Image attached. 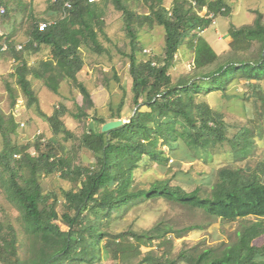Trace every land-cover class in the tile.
Masks as SVG:
<instances>
[{"label": "trees", "instance_id": "16d2710c", "mask_svg": "<svg viewBox=\"0 0 264 264\" xmlns=\"http://www.w3.org/2000/svg\"><path fill=\"white\" fill-rule=\"evenodd\" d=\"M66 1H71V7L65 6ZM113 3L123 14L131 47L122 54L129 59L133 109L141 105L130 115V121L104 132L102 125L108 120L97 114L91 90L79 78L86 65L83 46L100 55H111L101 40L102 34L107 35L103 4L51 1L48 16L39 19L25 0H0V6L6 8L1 19L0 57L7 55L15 61L10 76L27 98L28 107L36 105L54 133L63 134V140H58L47 139L40 132L28 142H18L15 114L7 116L0 107V187L21 213L23 234L21 238L11 219L0 221V264H104L107 260L112 264H264V243L255 242L264 237V160L253 161L260 140L264 141L263 13L257 12L253 24L229 28L228 44L235 53L218 62L220 56L212 45L200 40L214 19L202 16L199 10L205 7L215 18L227 15L232 10L228 0H173L170 6L166 0H145L148 10L144 12L132 8L128 0ZM12 11L27 16V40L20 49L14 31L5 29V23L15 17ZM41 21L48 26L40 29ZM156 25L165 27L163 50L141 58L138 30ZM256 42L260 49L251 56ZM184 44L194 51V70L175 79L171 70ZM43 50H48L47 57L30 60ZM31 76L43 80L56 93L62 81L69 80L80 90L83 103L77 111L59 105L48 115L40 107ZM237 80L247 83L262 108L229 136L226 113L213 108L205 96L226 91ZM14 83L7 82L13 110L21 96L15 92ZM125 105L123 96L116 108L111 107L112 119L122 118ZM68 113L81 120L93 114V119L77 134L63 120ZM69 140L70 146L66 144ZM180 141L191 151L228 142L235 163L221 166L208 182L193 188L172 178L134 186L135 170L144 160L167 165L168 152L178 149ZM85 151L95 160L84 159ZM51 174H60L72 187L45 190L42 177ZM160 198L203 210L207 216L225 222L249 220L233 241L217 245L200 241L177 253L171 235L181 237L203 230L204 224L175 228L159 221L142 230L119 227L126 208Z\"/></svg>", "mask_w": 264, "mask_h": 264}, {"label": "rangeland", "instance_id": "374dc122", "mask_svg": "<svg viewBox=\"0 0 264 264\" xmlns=\"http://www.w3.org/2000/svg\"><path fill=\"white\" fill-rule=\"evenodd\" d=\"M32 5L36 17L39 19L48 16L47 8L52 0H25ZM103 4L105 10L106 32L107 35H101V40L107 46L111 55H100L90 48L83 46V54L86 65L79 73V78L84 81L93 95L97 114L104 116L107 120L112 119L111 107L116 108L123 96L126 97V105L122 110V118L128 120L133 113V101L131 93V80L129 78V59L122 51L129 52L131 47L123 24V14L117 9L113 0H97ZM173 0H166L170 6ZM232 10L227 15H220L216 22L212 23L201 33L200 40L212 45L219 54V61L226 60L233 55L235 51L228 44V30L232 25L243 26L253 24L260 11L264 15V0H228ZM13 3V2H12ZM132 8L144 12L148 10L145 0H128ZM15 15L12 20L5 23L6 30L14 31V38L18 45H23L27 40V16L25 12H11ZM28 10L26 11V14ZM264 18V17H263ZM44 22V21H41ZM165 27L156 25L154 28L144 27L138 30V37L141 42L139 57L148 59L154 54L162 52L165 44ZM260 49L259 43L254 44L251 56H256ZM48 50L30 58L32 62L47 57ZM176 65L171 70L175 79L194 70V51L188 45L184 44L176 58ZM215 66V65H214ZM15 61L9 56L0 57V107L8 116L12 112L15 114L18 123L17 135L15 139L18 142H28L33 139L35 133H44L45 138L63 140V134L56 135L50 122L42 116L36 105L28 107L27 98L22 96L19 86L15 85L10 73L14 70ZM33 86L38 93L40 107L48 114L52 115L59 105H66L71 111H77L78 105L83 103V95L80 90L74 87L69 80H63L56 93L47 86L43 80L31 76ZM14 83L15 92L21 95L23 99L15 109L11 107V99L7 89V82ZM264 89V79L261 81ZM18 99V100H19ZM211 106L215 109H222L226 113V119L230 124L229 136L238 130L241 125L254 119L257 112L261 110V103L256 95L247 86L244 80L235 81L229 85L226 91L216 90L205 96ZM18 103V102H17ZM111 103V104H110ZM93 119V114L84 120L75 118L71 113L66 114L63 120L66 126L81 134L88 128ZM24 122L25 126L20 123ZM264 126V119L262 121ZM70 146L72 141H66ZM3 146V136L0 131V148ZM87 161H94L93 154L89 151L82 153ZM168 164L162 165L156 162L150 163L144 160L135 170L134 186L145 187L157 179L172 178L174 182L183 184L186 187L193 188L195 184L206 183L208 178L218 168L223 165L235 163L232 149L228 142L216 144L208 149H197L191 151L183 141H180L179 148L169 151ZM264 160V141L260 140V146L257 149L253 161L256 163ZM239 165L243 164L238 162ZM44 189L55 188L58 191L72 187L71 181L64 179L60 174H51L42 177ZM21 218L20 211L6 199L5 192L0 187V221L11 219L22 238V232L19 226ZM248 219H238L231 222H225L220 217L212 218L206 215L203 210L192 209L181 205L170 203L164 199L150 200L145 204L126 208L121 225L128 226L136 230L148 229L159 221L180 228L189 224L202 223L205 225L203 230H192L181 237L176 233L171 237L174 239V253L179 252L183 247L192 246L200 241L208 245H217L221 242H230L237 238L238 230ZM256 243H264V237L255 240ZM112 261H105L104 264H112ZM137 264V262H131ZM181 264H186L182 262Z\"/></svg>", "mask_w": 264, "mask_h": 264}, {"label": "built area", "instance_id": "2783aa9c", "mask_svg": "<svg viewBox=\"0 0 264 264\" xmlns=\"http://www.w3.org/2000/svg\"><path fill=\"white\" fill-rule=\"evenodd\" d=\"M52 1H58V0H52ZM90 1H97V0H90ZM192 3L194 4V5H196V2L195 1H192ZM71 1H66L65 2V6L66 7H71ZM223 10H225V8H223ZM5 11H6V8H5V6H3V5H1L0 6V33H3V29H2V26H1V19H2V16H3V14L5 13ZM199 13L202 15V16H205V17H208V18H213L214 20H213V23H215L216 22V19L217 18H215V15H214V13H209V14H207L206 13V8L204 7V8H202L201 10H199ZM48 26V22H40V25H39V28L40 29H44V28H46ZM7 46L5 45L4 46V48H6ZM22 47V45H18V49H20ZM22 101H23V99H19L17 102V105L18 104H21L22 103ZM16 105V106H17ZM15 113V112H14ZM20 125L21 126H25V123L24 122H22V123H20ZM38 133H40V132H37V133H35V134H38Z\"/></svg>", "mask_w": 264, "mask_h": 264}, {"label": "water", "instance_id": "95a60500", "mask_svg": "<svg viewBox=\"0 0 264 264\" xmlns=\"http://www.w3.org/2000/svg\"><path fill=\"white\" fill-rule=\"evenodd\" d=\"M141 105V103H139L133 110V113H135V111L137 110V108ZM130 119L128 120H125L123 118H117V119H110L108 120L107 122H105L103 125H102V131L104 132H110L111 130L115 129V128H118L120 126H122L124 123L130 121Z\"/></svg>", "mask_w": 264, "mask_h": 264}]
</instances>
